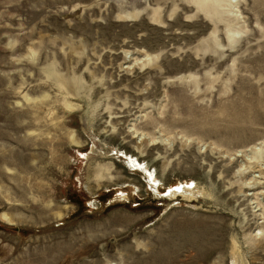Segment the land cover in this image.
I'll list each match as a JSON object with an SVG mask.
<instances>
[{"label":"rangeland","instance_id":"1","mask_svg":"<svg viewBox=\"0 0 264 264\" xmlns=\"http://www.w3.org/2000/svg\"><path fill=\"white\" fill-rule=\"evenodd\" d=\"M236 260L264 264V0H0V264Z\"/></svg>","mask_w":264,"mask_h":264},{"label":"bare ground","instance_id":"2","mask_svg":"<svg viewBox=\"0 0 264 264\" xmlns=\"http://www.w3.org/2000/svg\"><path fill=\"white\" fill-rule=\"evenodd\" d=\"M183 189H184V188H183ZM187 190H188V189H187ZM241 262H242V261H241ZM234 264H240V262L236 260V261L234 262ZM242 264H243V263H242Z\"/></svg>","mask_w":264,"mask_h":264}]
</instances>
